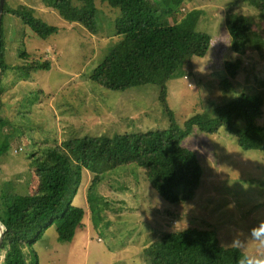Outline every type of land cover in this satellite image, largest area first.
<instances>
[{
  "label": "rangeland",
  "instance_id": "374dc122",
  "mask_svg": "<svg viewBox=\"0 0 264 264\" xmlns=\"http://www.w3.org/2000/svg\"><path fill=\"white\" fill-rule=\"evenodd\" d=\"M18 1L7 0L11 6ZM21 1L36 7V15L58 31L43 38L15 16L4 19L5 56L13 67L1 81L2 216L15 194L36 190L37 159L51 146L85 135L114 136L170 126L159 99L160 85L114 90L90 77L122 39L114 30L122 15L118 7L95 1L99 30L93 34L83 24L65 19L48 0ZM261 4V0H139L131 10L149 23L175 11L169 26L157 22L146 31L160 57L174 54L183 59L181 69L167 81L168 105L181 126L192 115L244 92L264 94V22L257 16L253 27L261 33L258 47L239 57L232 51L226 24L229 9L254 16ZM203 41L210 45L201 56L198 48ZM22 50L26 57H21ZM237 57L238 73L231 75L225 62ZM47 59L50 69H26L33 60ZM257 122L264 126V107ZM183 145L197 153L202 167V176L190 186L185 201H170L160 194L131 152L116 154L109 161L111 169L93 190L89 187L94 174L85 169L76 194L68 198L86 211L84 225L74 238L59 240L54 220L26 249L28 264H36L35 254L37 264H150L143 250L166 232L212 228L221 243L230 246L235 230L244 235L264 220V204L258 203L264 200L261 150L240 147L224 128L211 134L194 127Z\"/></svg>",
  "mask_w": 264,
  "mask_h": 264
},
{
  "label": "trees",
  "instance_id": "16d2710c",
  "mask_svg": "<svg viewBox=\"0 0 264 264\" xmlns=\"http://www.w3.org/2000/svg\"><path fill=\"white\" fill-rule=\"evenodd\" d=\"M78 1L79 4L74 3V0H48V4L65 19L79 22L91 33L97 34L96 0ZM101 1L121 10L122 15L116 19L114 30L122 39L94 69L91 79L114 90L150 83L160 85L159 99L170 117V126L114 136L70 138L39 155L35 169L39 178L38 187L31 194H15L8 203L5 216L0 215L5 225L0 264H28L26 249L54 220H57L59 240L71 241L76 230L84 225L86 211L83 207L73 205L68 198L76 194L85 169L94 174L89 187V190H93L111 169L109 161L116 154L131 152L138 166L145 168L148 176L159 186L160 194L170 201H185L189 197L190 186L202 175L197 153L183 145V140L192 133L194 127L211 134L224 128L236 137L240 147L264 153V126L257 122L264 107L262 92H244L210 111L192 115L181 126L168 105L167 81L181 69L183 59L174 54L167 58L160 57L146 31L148 25L157 22L169 26L168 19L174 18L175 11L169 10L159 20L149 23L144 15L131 12L139 0ZM261 2L259 12L254 16L238 14L234 9L227 11L226 24L232 36V51L238 57L248 49L258 47L261 33L253 27L257 16L259 21L264 22V0ZM7 15L21 19L43 38L58 31L56 25L38 17L34 7L24 3L11 6L5 0L0 34V108L3 100L2 76L13 67L5 56L4 19ZM209 45L208 41L200 43L198 54L204 56ZM27 54L25 50L20 52L21 57ZM238 57L233 62H225L231 75L238 73ZM51 65L49 59L33 60L26 69H50ZM143 251L150 264H237L241 255L239 250L223 245L215 229L198 227L166 232L145 246ZM35 257L37 264L36 254Z\"/></svg>",
  "mask_w": 264,
  "mask_h": 264
},
{
  "label": "clouds",
  "instance_id": "9594fccd",
  "mask_svg": "<svg viewBox=\"0 0 264 264\" xmlns=\"http://www.w3.org/2000/svg\"><path fill=\"white\" fill-rule=\"evenodd\" d=\"M258 203L264 204V200ZM229 244L241 252L237 264H264V220L252 226L244 235L240 234V230H235Z\"/></svg>",
  "mask_w": 264,
  "mask_h": 264
},
{
  "label": "water",
  "instance_id": "95a60500",
  "mask_svg": "<svg viewBox=\"0 0 264 264\" xmlns=\"http://www.w3.org/2000/svg\"><path fill=\"white\" fill-rule=\"evenodd\" d=\"M5 0H0V34H1V24H2V16H3V10H4ZM5 232V225L0 220V247L3 240V234Z\"/></svg>",
  "mask_w": 264,
  "mask_h": 264
},
{
  "label": "crops",
  "instance_id": "0c3cea01",
  "mask_svg": "<svg viewBox=\"0 0 264 264\" xmlns=\"http://www.w3.org/2000/svg\"><path fill=\"white\" fill-rule=\"evenodd\" d=\"M20 3H24V4H27V5H29L26 1L24 2V1H18L15 5H13V6H17L18 4H20ZM30 6H32V5H30ZM32 7H34V6H32ZM35 9H36V7H34ZM37 10V9H36ZM191 150V149H190ZM202 176V175H201Z\"/></svg>",
  "mask_w": 264,
  "mask_h": 264
}]
</instances>
